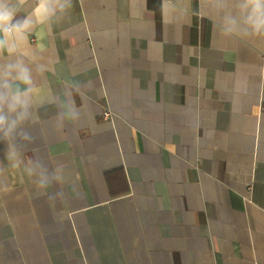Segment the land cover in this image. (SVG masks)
<instances>
[{
    "label": "crops",
    "instance_id": "1",
    "mask_svg": "<svg viewBox=\"0 0 264 264\" xmlns=\"http://www.w3.org/2000/svg\"><path fill=\"white\" fill-rule=\"evenodd\" d=\"M19 55L40 94L0 140V264H264V42L202 0H73Z\"/></svg>",
    "mask_w": 264,
    "mask_h": 264
},
{
    "label": "clouds",
    "instance_id": "2",
    "mask_svg": "<svg viewBox=\"0 0 264 264\" xmlns=\"http://www.w3.org/2000/svg\"><path fill=\"white\" fill-rule=\"evenodd\" d=\"M27 0H0V140L10 141L17 136L31 139L23 130L33 118L32 109L40 94L33 69L20 57L28 37L37 25H47L67 14L73 0H36L30 14L20 17V7ZM216 18V27L227 39L264 42V0H202ZM64 118L76 123L80 112L70 102ZM13 153L9 152L11 160ZM23 163L17 155L16 163ZM28 173L40 190H46L59 175L49 171L39 159H32Z\"/></svg>",
    "mask_w": 264,
    "mask_h": 264
},
{
    "label": "built area",
    "instance_id": "3",
    "mask_svg": "<svg viewBox=\"0 0 264 264\" xmlns=\"http://www.w3.org/2000/svg\"><path fill=\"white\" fill-rule=\"evenodd\" d=\"M105 116L106 117L110 116V113L109 112L105 113Z\"/></svg>",
    "mask_w": 264,
    "mask_h": 264
}]
</instances>
